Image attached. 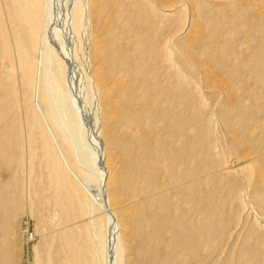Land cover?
<instances>
[{"label":"bare ground","instance_id":"6f19581e","mask_svg":"<svg viewBox=\"0 0 264 264\" xmlns=\"http://www.w3.org/2000/svg\"><path fill=\"white\" fill-rule=\"evenodd\" d=\"M53 1L0 0V164L19 165L11 195L0 165L3 239L30 143L29 205L50 230L35 264H196L206 237L244 234L246 209L257 256L240 264H261L264 0L57 1L60 41Z\"/></svg>","mask_w":264,"mask_h":264},{"label":"rangeland","instance_id":"374dc122","mask_svg":"<svg viewBox=\"0 0 264 264\" xmlns=\"http://www.w3.org/2000/svg\"><path fill=\"white\" fill-rule=\"evenodd\" d=\"M55 1H56V4H55ZM57 1H59L58 2V6H60V4H61V6H60V9H62L63 8V6L64 5H62L63 4V2L65 3V0H61V3H60V0H54L53 1V4H52V6L54 7V9L52 10V14H54V17H52L51 19V24L53 23V24H55V21L57 20V17H58V13H57V10H59V7L57 6ZM63 1V2H62ZM57 15H56V14ZM56 18V19H55ZM53 19H55V20H53ZM54 21V22H53ZM57 23V25L56 26H54V27H56V28H54V27H52L51 28V30H52V32H54V30L55 29H57V30H55V32H54V35L55 34H57L58 36H56V38H58V40L60 41V39H62L63 38V35H62V33L60 32L59 33V31H58V28L60 29V31H61V23H60V20H59V22L57 21L56 22ZM60 26V27H58L57 28V26ZM259 25H260V27H259ZM257 28H259V31L258 32H260L258 35H260V34H263L264 33V24H258V26H257ZM59 34H58V33ZM61 34V36H59ZM55 38V40L57 41V39ZM260 41V40H259ZM255 43H257V42H255ZM246 48V47H245ZM248 52V51H250V48H246V50H244V53L246 54V52ZM235 62V63H234ZM232 63H233V65H236L237 64V62L236 61H232ZM73 65V64H72ZM69 66H70V64H69ZM71 68H69V70H68V78H69V84H70V86H71V89H72V91H73V93L75 94V86H77V84L79 85V81H80V76L78 75V74H76V73H78V71L76 70V68H78V67H76V66H70ZM256 67V68H255ZM73 68L77 71H74V75L76 76V75H78L79 77H77L79 80H76L77 78H75V76H74V78H73V74L71 73V71H73ZM71 69V70H70ZM257 70V66L256 65H254V66H252L250 69L248 68V70ZM257 71H259V70H257ZM76 72V73H75ZM72 75V76H71ZM71 76V77H70ZM74 80H75V83H74ZM76 81H78V83L76 82ZM78 87V86H77ZM21 97V96H20ZM76 99V98H75ZM78 101V102H77ZM76 102L77 103H79V100L77 99L76 100ZM20 112V115H21V117H24V114H25V111H23V109L21 110V111H19ZM21 112H23V113H21ZM83 116H82V120L83 119H86V121H84V123L85 122H88L89 123V121H87V120H89L88 119V114L86 113V112H84L83 114H82ZM85 115V116H84ZM83 117H85V118H83ZM22 119H24V118H22ZM88 123H85L86 124V126H87V124ZM22 125H24L23 127H20L21 128V130L23 131V134L25 133V135L23 136L24 138H22V141H25V142H22V144H24V143H26L27 141L29 142V140L30 139H28L29 138V136H28V138H27V140H25L26 138H25V136H26V134L28 133V132H26V130H25V128H27V131H30L29 130V128H30V126H27L28 124H26L25 125V123H24V120H22ZM27 126V127H26ZM87 129H88V127H87ZM28 135H29V133H28ZM28 145H29V147H28ZM22 146V147H21ZM18 148L19 149H22V152L24 153V155L23 156H25L26 158H25V160L27 159V160H29L30 159V161H28L27 162V160L25 161V164L27 163L28 164V166H27V164L25 165V164H22L21 165V168L22 169H25V172L27 173H25V174H23L24 175V179H26V180H28V181H25V183L28 185V187L29 188H27V185H26V191H29V192H26V200H28V201H26V202H24L25 204L22 206V211L20 212V215L18 216V218H17V220H14V216H13V218L12 219H7V221L8 222H10V224L11 225H13L14 224V226H13V235H12V237H8V238H5V239H3V236H6L5 235V233L4 232H2V226H3V223L6 221H4L3 220V217H4V215H5V213H4V215H2V214H0V264H35V261H36V258H35V246H37V243L39 242V241H43L44 239H45V234L46 233H48L49 231L47 230V228L45 227V225L44 224H41V222L38 220V219H36L35 218V216L33 215V214H35V210L34 209H32V211H31V207L32 206H30L29 205V196L31 195V197H32V192H33V189L34 188H40V186L42 185V184H40V183H42V181L43 180H39L38 178H40L39 177V175L37 174V170L36 169H38L37 167H39L37 164H36V166L34 167V171H31L32 170V164H34V162H35V159L32 157V155H31V153H29L28 154V151L30 152L31 150L29 149L30 148V143H27L26 145L24 144V147H23V145H21V143L18 145ZM24 149H26V150H24ZM28 150V151H27ZM24 151H26L27 153H25ZM27 155V156H26ZM28 156H30L29 158H28ZM6 157H10L9 155L8 156H6ZM5 159V160H4ZM3 160H4V162H2L0 165L3 167L2 169H3V171H2V173H5L4 175H3V178H2V183H4V185H5V188L8 190V195H11V194H14V192H13V190L14 191H16L15 190V187L17 186V185H19L18 183H15V180H12L11 178H13V177H11L12 176V174L16 171V169L19 167V165L17 166V163H16V160H14L15 162H10L9 160H7L8 158H4ZM32 159V160H31ZM34 161V162H33ZM33 162V163H32ZM11 163V164H10ZM30 163H32V164H30ZM14 164V165H13ZM30 165H31V167H30ZM22 166H24V167H22ZM6 167V168H5ZM27 167V168H26ZM12 170H11V169ZM36 168V169H35ZM8 170H10L11 171V173L8 171ZM30 170V171H29ZM30 172V173H29ZM7 173V174H6ZM37 175V176H36ZM14 179V178H13ZM41 179V178H40ZM29 181H30V183H29ZM41 181V182H40ZM36 183V184H35ZM39 183V184H38ZM17 184V185H16ZM33 184H34V186H33ZM32 188V189H31ZM27 189H29V190H27ZM29 193V194H28ZM15 208V207H14ZM26 208V209H25ZM16 210V209H15ZM27 210V211H26ZM9 211V210H8ZM9 212H11V211H9ZM32 212V213H31ZM243 214H244V216H245V218L243 219V221L241 222V224H243V226H245L244 227V230H243V233L245 234V233H248L247 231H250V230H252L251 229V227L253 226V225H255V223H257V220L255 219V215H254V213H249V211H248V209H246V211H241ZM13 213V212H12ZM25 214V215H24ZM29 214V215H28ZM36 215V214H35ZM33 219H32V218ZM29 219L30 220H34V224H35V229L33 228V226L30 224V222H29ZM50 221V220H49ZM247 222H249V223H247ZM254 222V223H253ZM240 224V225H241ZM249 224V225H248ZM43 225H44V227H43ZM42 226V227H41ZM235 226H238V222L235 220ZM243 226L241 227V228H243ZM32 227V228H31ZM37 227V228H36ZM52 227V226H51ZM232 227V226H231ZM44 228V229H43ZM46 228V229H45ZM27 229V230H26ZM201 229H203V228H201ZM230 229H232V228H230ZM235 229V228H234ZM24 230V231H23ZM45 230V231H44ZM21 231H23V233H25V235L23 236V234H22V232ZM35 231V232H34ZM205 231V230H204ZM18 232H19V234H18ZM240 232H241V229H240V231H236V232H234L233 233V236L230 238L229 236H230V234L226 237V239L225 238H223V239H221L220 241H219V244H217V246H216V244L214 243H208V241H209V239H208V237H206V239H205V251H206V249L208 248L209 249V251H208V253H205L206 255H204V257L202 256L203 254L201 253V254H199V255H196L195 256V258L194 259H197V260H195V262H196V264H240V259L241 258H243L242 256H254V257H256L257 256V254H255L256 252H255V250L256 249H254L253 248V244L251 245L250 243H247V244H245L246 243V241H244L243 242V240L245 239V236H244V238H243V235L244 234H240ZM29 233V235H27ZM203 233V232H202ZM204 233H208V232H204ZM21 234V235H20ZM44 234V235H43ZM209 234V233H208ZM208 234H207V236H208ZM15 235V236H14ZM25 236H29V237H31L32 238V241H33V243L29 246V245H27L26 244V242H25V240H24V238H25ZM43 236V237H42ZM18 238V239H17ZM248 240V239H247ZM19 242V243H18ZM250 244V245H249ZM19 245H21V246H19ZM34 245V246H33ZM251 246V247H250ZM29 247V249H27ZM33 247V248H32ZM29 250V251H28ZM264 250V249H263ZM30 253V254H29ZM17 254V255H16ZM20 254V255H19ZM208 254V255H207ZM27 255H29V256H27ZM17 256V257H16ZM20 259H19V258ZM34 260V261H33ZM19 261V262H18ZM24 262V263H23ZM263 262V263H262ZM262 262H261V264H264V260H262Z\"/></svg>","mask_w":264,"mask_h":264}]
</instances>
